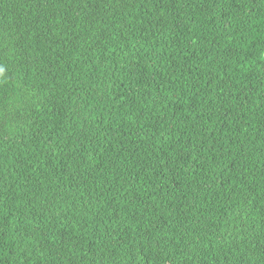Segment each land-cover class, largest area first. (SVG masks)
Segmentation results:
<instances>
[{"label":"trees","instance_id":"16d2710c","mask_svg":"<svg viewBox=\"0 0 264 264\" xmlns=\"http://www.w3.org/2000/svg\"><path fill=\"white\" fill-rule=\"evenodd\" d=\"M0 264H264V0H0Z\"/></svg>","mask_w":264,"mask_h":264}]
</instances>
